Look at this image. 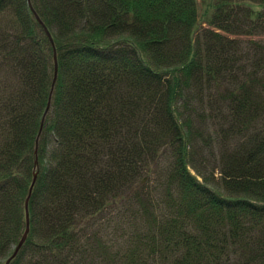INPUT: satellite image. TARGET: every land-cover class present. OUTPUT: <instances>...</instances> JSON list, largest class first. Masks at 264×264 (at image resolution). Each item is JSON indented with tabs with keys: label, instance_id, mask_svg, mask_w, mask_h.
I'll list each match as a JSON object with an SVG mask.
<instances>
[{
	"label": "trees",
	"instance_id": "obj_1",
	"mask_svg": "<svg viewBox=\"0 0 264 264\" xmlns=\"http://www.w3.org/2000/svg\"><path fill=\"white\" fill-rule=\"evenodd\" d=\"M197 1L0 0V264L54 51L10 264H264V0Z\"/></svg>",
	"mask_w": 264,
	"mask_h": 264
},
{
	"label": "water",
	"instance_id": "obj_2",
	"mask_svg": "<svg viewBox=\"0 0 264 264\" xmlns=\"http://www.w3.org/2000/svg\"><path fill=\"white\" fill-rule=\"evenodd\" d=\"M29 1V4H31L30 0ZM36 15V14H35ZM37 19L39 20L38 16L36 15ZM40 21V20H39ZM41 25L44 27L47 35L50 37V39L52 40L51 36H50V33L49 31L45 28V26L43 25V23L40 21ZM54 75H53V79H52V85H51V90H50V95H49V98H48V102H47V105H46V108L44 110V114L42 116V119H41V123H40V128H39V131H38V134H37V137H36V141H35V149H34V153H35V158H34V167H33V170H34V173H33V178H32V181H31V184L29 186V189H28V194L25 198V202H24V212H25V229H24V232L22 233V236L19 240V242L17 243L16 247L14 248L12 254L7 258V260L5 261V264H9L10 261L17 255L19 249L21 248V246L23 245V243L25 242L27 236H28V233H29V228H30V218H29V209H28V203H29V198L31 196V193H32V190H33V187L36 183V180H37V174H38V144H39V137H40V134H41V131L43 129V125H44V120H45V116L47 115V113L49 112V109H50V106H51V95H52V91H53V88H54V84H55V80H56V76H57V59H56V53L54 52Z\"/></svg>",
	"mask_w": 264,
	"mask_h": 264
},
{
	"label": "rangeland",
	"instance_id": "obj_3",
	"mask_svg": "<svg viewBox=\"0 0 264 264\" xmlns=\"http://www.w3.org/2000/svg\"><path fill=\"white\" fill-rule=\"evenodd\" d=\"M211 1L212 0H198L197 1L198 2V13H200L199 24L197 25V29H199L201 27H206L207 19L211 15V8L208 7L210 5ZM53 75H54V73H53ZM192 170H191V172L193 173ZM219 175L220 174H219L218 169H215V176H219ZM144 177L145 176H142L141 178L146 179ZM148 183L149 182H147L146 180H142V182L140 183L142 185H140V187L142 188V186H145V184H148ZM121 202H123V200L120 201V203H119L120 205L115 207L114 216L112 218L111 225L107 229V231L109 232V235L106 236L107 239H109V241H111V243L114 245L115 249H117L119 247L120 248L123 247V240L121 238H125L122 236V233H121V227H122L123 220L121 219V214H119V213H122V210L125 208V204H121ZM107 231H105V232H107ZM90 232H91V230H90Z\"/></svg>",
	"mask_w": 264,
	"mask_h": 264
}]
</instances>
